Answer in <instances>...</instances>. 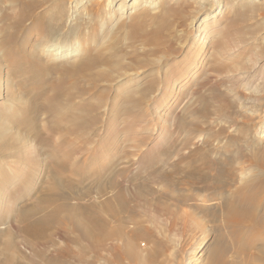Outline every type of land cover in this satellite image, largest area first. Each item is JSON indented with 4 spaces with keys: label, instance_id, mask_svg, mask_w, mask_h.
<instances>
[{
    "label": "rangeland",
    "instance_id": "obj_1",
    "mask_svg": "<svg viewBox=\"0 0 264 264\" xmlns=\"http://www.w3.org/2000/svg\"><path fill=\"white\" fill-rule=\"evenodd\" d=\"M94 1L0 0V198L9 192L0 201V263L137 264L119 263L107 248L114 241L93 255L68 209L54 243L29 235L21 215L54 189L78 220H109L108 199L127 236L146 233L130 250L146 264L156 251L153 264H208L217 248L233 261L239 244L223 206L264 180V0H142L128 13L119 0L89 16ZM90 56L111 62L82 78L62 70ZM58 100L82 128L50 132L46 107ZM55 145L65 148L58 163ZM26 160L27 178L37 172L31 185L18 178Z\"/></svg>",
    "mask_w": 264,
    "mask_h": 264
},
{
    "label": "bare ground",
    "instance_id": "obj_2",
    "mask_svg": "<svg viewBox=\"0 0 264 264\" xmlns=\"http://www.w3.org/2000/svg\"><path fill=\"white\" fill-rule=\"evenodd\" d=\"M117 1H119V0H95L88 7L89 16H92V14L99 13L100 10H110V12L114 11V4L113 3L117 2ZM121 1H122L121 2L122 4L119 6L118 11L119 12L121 11V12H124V13H128L129 9L131 7H137V5H139L142 0H133L132 5L129 4V2L131 0H121ZM144 2L147 4V0H144ZM26 7H27V5H24V8H26ZM21 17L22 18L27 17V12L25 11L24 13H22ZM37 26L38 25H34V29H37ZM157 37H159V34L155 33L153 35V39L154 38L156 39ZM13 38L14 37H10L7 40H11L12 41ZM206 38H208V37L206 36ZM155 39L153 41H157ZM206 42L207 41H205V43ZM57 50H61V47H58ZM62 50H63V48H62ZM67 50L68 49H65L64 51H67ZM53 51H55V50H53ZM101 61L102 62H107L106 64H109L111 62L110 59L105 61V59L100 57V56H96L94 58H91V56H90L89 59L88 58L87 59H81L80 61L77 62L78 64L77 63L76 64L71 63L68 66H65V67L63 66L62 70L64 71L66 76L69 77V78H77V76H81V78H82L87 71L92 69L95 65L100 64ZM247 73H249V74L255 73V69L253 68L250 71H248ZM252 75H250V76L252 77ZM254 75H256V74H254ZM62 86H63L62 84H59L56 87V89H54V90H57V92L56 93L54 92V93L58 97L59 96L62 97V95L64 94L63 93L64 90L62 89ZM58 102H59V100L56 102L54 108L46 107L47 113H49L51 115L50 123L52 125H50V128H51L50 132L52 131V132H56V133L60 134L63 131V128L66 127V129L68 128L66 130V132L68 134H70L71 130H73V131L76 130L75 127H76L78 121H76L75 117H72V118H69V116L68 117H64L62 114L65 113V110L62 108V104L58 103ZM82 107H84V106H82ZM84 108L86 110H88L87 107H84ZM33 112H38V108L34 106ZM70 113L72 114V112H70ZM118 116H119V113H118ZM76 117H78V116H76ZM78 125H77V127H78ZM79 127H80V125H79ZM80 128H82V127H80ZM69 129H70V131H68ZM67 133H65V134L62 133L64 135L63 136V139L65 140L64 142L67 143V144L71 143L73 145L74 140L67 139L66 138L67 135H68ZM46 139H47V137H46ZM0 142H1V140H0ZM63 144L64 143H61L62 147L64 146ZM24 146H27V144L24 145ZM68 146L69 145L66 146V149H67ZM22 147H23V145L21 146V148ZM28 147H30V146H28ZM55 147H56L55 148L56 153L55 154L53 153V154L55 155L54 158L56 159V157L59 154H63L65 152L64 151L65 148H61L59 146L60 148L58 149L57 148L58 145H55ZM22 151H24V150H22ZM62 151H64V152L62 153ZM70 153H69V151H66V155L69 156ZM53 154L51 156H53ZM26 157H28V156H26ZM33 157H35V156L33 155ZM51 158H53V157H51ZM66 158H68V157L66 156ZM55 161L59 162L58 159H56ZM9 162H15V160H9ZM23 162H22L23 166L19 170V173H18V178L20 180L25 181V179L27 178L28 173H30L29 172L30 170L28 169V166H27L28 165V160L23 161ZM61 163H59L60 165H62V166L59 165L60 168L62 167L63 169H65L63 166H66L67 169H68V167H69L68 165L69 164H66V163L65 164H61ZM68 163H70V162H68ZM261 163H262V166L264 168V159L262 160ZM36 164L37 163H35V167H34L33 164H30V165H33V167L37 169L38 166L36 167ZM33 167H32V169H33V172H34V168ZM56 167H55V169H56ZM60 168H58V170ZM30 169H31V167H30ZM59 172H57V173H59ZM36 173L35 174L33 173L34 174L33 176L31 175L32 176L31 179L27 178V179H30L29 181H27V183L29 185H31L32 183L35 182V179L37 177ZM60 179H61V177H60ZM54 180H56V179H54ZM59 181L61 182L62 180H59ZM70 181H71V177H70ZM65 183H67V182H65ZM50 185H52V184H50ZM55 186L57 187L56 182H55ZM246 187H247V189L251 190L249 193H243V190H240V191H238V193L235 194L234 201H232L229 198L231 200V202L225 203V205L223 206L224 207L223 211L226 214L225 215L226 223H227L228 227L233 230V235H234V238H235V242L239 244L238 245V249H237V251L235 253L236 258H234L233 261H228L226 259L225 250L221 249L222 251L221 250L219 251L218 248H217V249H215L214 251H212L210 253L211 256L209 258V263L208 264H242L241 263V257H246V256H247V258L249 260H251V262L253 261V262H259L261 264H264V180H262V182L260 184V187L258 189H256V190L251 188V183H248ZM50 190H53V189L51 188ZM53 191H52V193L51 192H45L43 197L40 198L39 201L36 200L37 202L35 201L33 205L31 203L32 207H30L27 210L24 209L26 211L23 212V215H21L23 224H25V229L28 232V234L29 235L31 234L32 236H35L36 238H38V240L39 239L46 240V242H48V243L49 242H53V239H55L54 237L56 235L60 234L59 228H61L64 224H67L66 221L64 223L65 219L61 216L62 215V211L66 212L65 210L68 209V210H70V212L69 211L68 212L71 215L74 214V213H72V212H74V210L70 209L69 206L67 205L69 203L66 204V202H65V200H69V199H65L66 196L64 194L57 193L56 190L54 191L56 193H54ZM8 195H9V192H5L3 194V196L0 198V201L6 200ZM11 201H12V199H11ZM108 203H109L108 199H105L104 202H102V204L105 205L104 207L107 209V211L109 213L108 214L109 218H110L109 220L108 219L106 220L105 218L103 219L102 217H100V214L99 215L95 214L94 216L90 215L89 217H87L85 219H81V220H78L73 215L71 216L69 214H66V215L70 216V217H68V220L72 223V229L80 234V237H79L80 239H84L85 241L88 242V244L90 245L91 251H93V255H97L96 253H98L100 251V249L104 246L106 241H114L107 248H108V250L110 252H113L117 256L116 258H117V260H119V263L121 261H123V260H129V261L131 260V261H133L134 263H137V264H146L147 262L143 261V258L139 256L137 251H136V253L130 252V250L132 249V247L134 245L132 243V241H134V239L136 240V236L144 235L146 233H141V231L138 230L135 227V230L131 234V236H133V237H131L130 235L127 236V227L128 226H127L126 219H124L123 216L120 215L121 213H119L118 210L113 209V207L110 205V203L109 204ZM124 210H126V209H124ZM16 213L21 214L22 212L21 213L16 212ZM76 215H77V213H76ZM112 224H114L113 226L115 227V229H110V228H113V227H111ZM74 231H72V232H74ZM59 238H60V236H59ZM68 239H70V241L75 243V244H78L79 243L78 240H80V239L77 240L75 238H68ZM34 241H36V240H34ZM118 241H121V243L123 244V248L121 246L117 245ZM35 246L36 245H34L33 248H35ZM81 249H80L81 251H78V253L80 252V254H77L78 257L82 256V254L85 252V250L83 251V248H81ZM135 249H136V247H135ZM157 252L158 251L153 252V254L149 255L151 257V258H149L150 264H153L155 259H157V256H158ZM54 259H55L54 257L48 258V260L51 262V264H53V263H59L60 264L61 263L60 260H57L58 258L55 259V260ZM65 259H66V257H65ZM79 261L82 262L81 259H79ZM80 262H78V263H80ZM5 263L8 264L7 262H5ZM5 263H3V264H5ZM0 264H2V263H0ZM71 264H73V263H71ZM185 264H190V263H189V261H186ZM191 264H193V263H191Z\"/></svg>",
    "mask_w": 264,
    "mask_h": 264
}]
</instances>
